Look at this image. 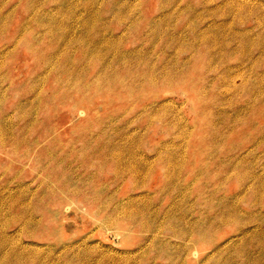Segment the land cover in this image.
Here are the masks:
<instances>
[{"label": "rangeland", "instance_id": "1", "mask_svg": "<svg viewBox=\"0 0 264 264\" xmlns=\"http://www.w3.org/2000/svg\"><path fill=\"white\" fill-rule=\"evenodd\" d=\"M0 264H264V0H0Z\"/></svg>", "mask_w": 264, "mask_h": 264}]
</instances>
